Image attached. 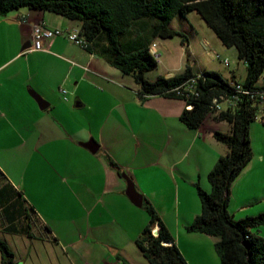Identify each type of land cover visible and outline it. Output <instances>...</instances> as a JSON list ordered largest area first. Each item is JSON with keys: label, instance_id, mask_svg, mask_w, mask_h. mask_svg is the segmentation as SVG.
I'll return each instance as SVG.
<instances>
[{"label": "crops", "instance_id": "0c3cea01", "mask_svg": "<svg viewBox=\"0 0 264 264\" xmlns=\"http://www.w3.org/2000/svg\"><path fill=\"white\" fill-rule=\"evenodd\" d=\"M190 13L170 21L187 42L180 36L151 41L161 61L146 78L180 74L189 65L194 73L216 71L242 84L238 67L190 60L209 55L197 46L212 47ZM39 22L76 27L61 15L26 7L0 16V188H7L0 195V238L14 261L149 264L135 242L149 216L127 197V175L188 264H220L215 238L186 226L201 210L197 186L210 190L207 175L228 151L214 133L228 132L229 125L211 113L197 129L186 127L179 118L186 106L182 99H140L131 75L64 36L54 37L46 50H32V28ZM224 47L220 51L229 52ZM33 93L48 106L40 109ZM249 132L251 157L228 194L235 220L264 214V123L251 124ZM91 140L98 144L95 153L83 145ZM249 231L264 239V224Z\"/></svg>", "mask_w": 264, "mask_h": 264}, {"label": "trees", "instance_id": "16d2710c", "mask_svg": "<svg viewBox=\"0 0 264 264\" xmlns=\"http://www.w3.org/2000/svg\"><path fill=\"white\" fill-rule=\"evenodd\" d=\"M48 11L79 22L88 45L85 48L139 86L140 99L163 95L183 99L170 91L185 79L196 75L188 65L170 77L158 76L150 81L146 73L156 68L148 51L155 38L187 37L170 27L175 16L185 17L195 11L214 31L222 44L234 47L237 58L245 65L244 86L264 88L257 83L264 70V0H0V16L20 8ZM197 95L185 100L179 118L190 129H197L210 112L214 97L234 93L231 81L216 71H201ZM257 105L244 98L234 108L212 113L215 121L229 125L228 132L214 133L228 151L220 156L207 178L210 190L197 186L200 213L186 226L189 232L215 238L214 249L220 264H264V239L250 233L251 227L264 224V214L235 220L228 210L229 188L251 157L250 124L255 120ZM112 167L116 163L107 158ZM0 188V195L3 190ZM15 196L22 198L19 191ZM15 197V198H16ZM17 199V198H16ZM17 201V200H16ZM142 207L149 220L136 239V245L149 264H188L153 206L143 197ZM24 208L26 218L29 214ZM158 225L157 236L152 235ZM1 264H17L7 242L0 238Z\"/></svg>", "mask_w": 264, "mask_h": 264}, {"label": "built area", "instance_id": "2783aa9c", "mask_svg": "<svg viewBox=\"0 0 264 264\" xmlns=\"http://www.w3.org/2000/svg\"><path fill=\"white\" fill-rule=\"evenodd\" d=\"M56 36H64L70 43L76 44L82 48H86L88 42L85 36L81 33L80 27H75L70 30H63L61 28H51L47 26L44 22H39L33 25L32 28V50H46L50 44V41ZM148 51L154 61L158 64L161 61V52L158 49L157 42L153 41L148 46ZM216 57L219 58V55ZM224 66L229 65V60L224 58L221 60ZM202 73H196V75L189 77L182 81L178 86L172 88L170 91L174 92L176 95L186 99L191 96L197 95L196 85L198 79L202 78ZM234 93L230 95H220L214 97L209 106L211 113H218L220 111L234 108L239 100L247 98L257 105V110L255 113V119L264 123V88H252L244 86L242 84H234ZM60 91L64 95V99H67L65 94L66 90L61 88ZM186 104V103H185ZM191 104H186V108H191ZM152 235L157 236L158 225L155 224L152 229Z\"/></svg>", "mask_w": 264, "mask_h": 264}, {"label": "rangeland", "instance_id": "374dc122", "mask_svg": "<svg viewBox=\"0 0 264 264\" xmlns=\"http://www.w3.org/2000/svg\"><path fill=\"white\" fill-rule=\"evenodd\" d=\"M189 19L194 25L197 26V29L200 33L206 34V36L210 39L211 46H212V47H208L207 50H205L204 47L201 45L197 46L200 50L208 51L209 55L207 57L202 56L199 58L198 57L195 58L193 56H190V60L191 61L194 60L196 62H200L203 64L204 62H207V60L212 59V61H214L217 65L225 67V68H236V67H238L236 69V74H237L236 78L238 81L242 82L244 80V75H245L246 70H245L244 63L237 58L236 49L234 47H230V48L224 47L222 45V42L220 41V39L214 33V31L206 24V22L201 18V16H199V14L197 12H195V11L191 12ZM71 21H73L75 23L76 27L79 25L78 21H76V20H71ZM222 47H224L225 51H229V52L222 53L220 51V49H223ZM217 55H219V58L216 57ZM225 56L229 59L230 67L224 66L222 61H221L222 59L225 58ZM257 83L258 84H264V70H263L262 74L260 75ZM210 115H211V112H208L206 114L205 118H208ZM254 123H260L261 124L262 122H260L258 119H255L254 121L251 122V124H254ZM26 219L28 221L27 225H29L31 230H33L31 219H29V217H27Z\"/></svg>", "mask_w": 264, "mask_h": 264}, {"label": "water", "instance_id": "95a60500", "mask_svg": "<svg viewBox=\"0 0 264 264\" xmlns=\"http://www.w3.org/2000/svg\"><path fill=\"white\" fill-rule=\"evenodd\" d=\"M172 75H169L168 77H170ZM34 99L37 101L40 109H44L48 106V103L46 101H44V99L37 93H33L32 94ZM84 147H86L87 149H89L92 153H95L98 150V144H96V142H94L93 140L91 141H87L85 143H83ZM126 180V189H125V193L127 195V197L130 199V201L137 207L142 206L143 204V195L141 193H139L135 186H134V182L132 181V179L130 177H128L127 175L123 176Z\"/></svg>", "mask_w": 264, "mask_h": 264}, {"label": "bare ground", "instance_id": "6f19581e", "mask_svg": "<svg viewBox=\"0 0 264 264\" xmlns=\"http://www.w3.org/2000/svg\"><path fill=\"white\" fill-rule=\"evenodd\" d=\"M235 84V83H234Z\"/></svg>", "mask_w": 264, "mask_h": 264}]
</instances>
